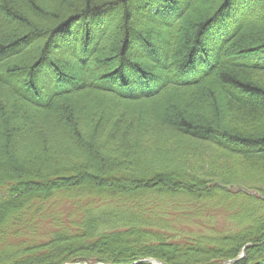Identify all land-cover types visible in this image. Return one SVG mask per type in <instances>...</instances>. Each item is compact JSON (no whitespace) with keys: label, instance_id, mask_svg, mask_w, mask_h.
<instances>
[{"label":"trees","instance_id":"trees-1","mask_svg":"<svg viewBox=\"0 0 264 264\" xmlns=\"http://www.w3.org/2000/svg\"><path fill=\"white\" fill-rule=\"evenodd\" d=\"M257 52L264 0H0V264H264Z\"/></svg>","mask_w":264,"mask_h":264},{"label":"rangeland","instance_id":"rangeland-1","mask_svg":"<svg viewBox=\"0 0 264 264\" xmlns=\"http://www.w3.org/2000/svg\"><path fill=\"white\" fill-rule=\"evenodd\" d=\"M263 56H264V53H261V52L253 53V54L244 56L245 57L244 61H257L258 59H260ZM207 58L208 57L206 55H204L203 53H202V55L200 54L199 55V60H201L202 62L204 61L203 62L204 63L203 67L201 66V68H199L196 71H190L187 75L189 77H195V76H197L202 70H204L208 66L209 63H208ZM128 112L135 113V111L134 112L132 111V108ZM213 210H216V209L213 208ZM217 213H219V212H217ZM225 214L226 213L223 212V211L218 214L217 221H218L219 224H224V222H225ZM179 221L176 222V225L180 226L181 228H190V229L199 231L201 229V227L203 226V221L204 220L202 218H195L192 221L189 220L188 223H185L183 220L180 221V222ZM40 225L43 228H48L50 226L49 225V221L40 223Z\"/></svg>","mask_w":264,"mask_h":264},{"label":"water","instance_id":"water-1","mask_svg":"<svg viewBox=\"0 0 264 264\" xmlns=\"http://www.w3.org/2000/svg\"><path fill=\"white\" fill-rule=\"evenodd\" d=\"M243 255H245V250L243 251V253H242ZM160 264H162L161 262H160Z\"/></svg>","mask_w":264,"mask_h":264}]
</instances>
